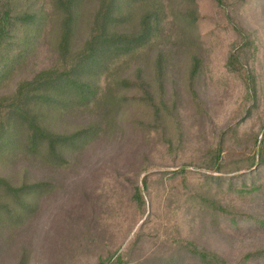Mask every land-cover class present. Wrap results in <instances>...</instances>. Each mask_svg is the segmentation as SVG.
I'll return each mask as SVG.
<instances>
[{
    "label": "rangeland",
    "instance_id": "1",
    "mask_svg": "<svg viewBox=\"0 0 264 264\" xmlns=\"http://www.w3.org/2000/svg\"><path fill=\"white\" fill-rule=\"evenodd\" d=\"M233 1L230 8L218 7L215 0H173L169 6L170 27L175 25L174 32L183 34L170 60L166 81L168 94L175 92L178 120L183 128V133L180 131L183 140L174 149L165 147L158 128H151L148 108L144 102L137 104L133 100L135 89H122L116 82L111 108L97 104L94 113L80 107L50 113L49 125L58 132L86 127L92 116L100 126L99 136L92 135L86 144L72 149L76 151H66L70 165L55 166L47 161L44 152L27 157V150L22 148L0 153L1 176L14 184L23 181L49 184L30 192L26 205L21 206V201L14 203L6 196L15 213L0 209V264H95L99 256L118 247L120 252H128L126 261L136 264H202L189 252L185 241L217 253L228 264H264V171L260 179L262 187L256 193L231 194L224 185L221 194L215 187L218 199L203 193L196 183L172 174L180 169L221 178L241 174L244 160L254 152L252 133L262 132L264 90L258 89L262 98H256L255 103L249 96L243 99L249 72L243 71L241 79L226 72L224 64L234 46H238L234 30L240 25L250 40L256 42L254 70L259 74L256 79L264 84V0L259 3L251 0L246 9ZM97 2H80L72 40L74 48L84 43ZM18 4L21 9L45 10L46 31L50 35L44 38L35 55H25L6 76L0 84V96L10 94L19 80L55 58L60 22L56 1L18 0ZM186 9L196 13V17L187 15V18ZM137 10H132L134 21L138 19ZM190 49L198 52L201 59L202 75L195 84L203 106L200 110L194 108L186 86ZM147 56L123 61L119 72L115 66L114 79L132 77L139 64H144L146 76L152 75L153 61ZM253 103L255 108H251ZM249 107L250 116L237 129L230 128L245 116ZM170 125L164 129L176 139L178 136ZM224 132L222 172L207 171L203 169L204 156L216 147L218 136ZM148 175L152 199L141 184ZM136 184L145 200V212L135 225L136 214L130 198ZM206 196L216 200L229 214L212 207ZM147 217L154 222L131 246ZM165 224L177 225L181 234L177 235L176 229ZM255 252L261 254L244 259Z\"/></svg>",
    "mask_w": 264,
    "mask_h": 264
},
{
    "label": "trees",
    "instance_id": "2",
    "mask_svg": "<svg viewBox=\"0 0 264 264\" xmlns=\"http://www.w3.org/2000/svg\"><path fill=\"white\" fill-rule=\"evenodd\" d=\"M55 1L56 9L60 13L55 58L52 62L38 67L33 70L32 74L19 80L10 94L0 96V153H4L5 150L12 151L15 147V149L22 148L27 150V157L44 152L49 163L58 167L70 165L71 161L67 156L69 153L66 154V151L78 149L79 146L86 144L92 135L100 132L98 131L100 126L92 116L93 119L88 122L86 127L68 133L58 132L49 125L50 113L53 111L61 113L68 108L79 107L84 110L90 109L89 111L94 113L97 104L111 108L115 101L113 93L117 88L116 82L122 89H135L136 94L133 96V100L137 104L144 102L148 108L149 120L152 122L151 128H158L161 131V139L165 147L174 149V146L183 140V135L180 133V131L183 133V128L178 120L179 107L175 92H172L173 95L168 94L166 81L168 80L170 60L174 56L173 52L183 34L174 32L175 25L170 27L169 6L173 0H98L85 41L78 48L73 47L72 40L78 18L77 8L81 0ZM215 2L220 8L225 6L230 8L234 1L215 0ZM257 2L262 1L258 0ZM235 4L246 9L250 7L251 0H236ZM134 9H139L136 21L132 15ZM184 15L196 17V13L188 11V9L184 11ZM47 21L48 15L43 9L34 10L31 7L21 9L18 0H0V84L5 81L4 79L12 72V69L24 60L25 55L29 57L40 50L44 38L50 35L46 31ZM37 24L40 26L37 27ZM237 27L234 31L238 35V46L235 45L228 56L224 70L234 76H240L241 79L240 74L243 71L249 72L248 82L243 81L242 93L244 96L242 98L249 96L255 103L256 98L257 100L262 98L258 89L264 90L263 82L256 79L259 76L258 72L254 70L258 47L254 40H250L240 25ZM180 31L182 32L181 29ZM31 40L32 42L29 44ZM28 44L30 49L26 48ZM15 53L18 55L15 56ZM147 54L153 61L152 75L146 76L143 70L144 64H139L134 69L132 77L114 79L115 66L119 72L123 61H132L142 55L148 57ZM190 54L191 63L186 75V86L194 108L200 110L203 109V106L195 84L202 75L200 71L201 59L199 53L192 52V49H190ZM20 58L21 60H19ZM254 103L251 108L256 107ZM251 108L249 107L245 116L230 128L237 129L250 116ZM168 124L174 128V132L178 136L176 139L166 133L164 127H167ZM231 131L234 133L233 130ZM261 131L260 134L252 133L254 152L244 160L245 166L240 169L243 171L241 174L221 178L208 174H195L185 169L174 171L172 174L182 180L186 179L191 183H196L199 189H203V193L211 194L215 198L217 197L216 189L221 194L223 192L221 186L224 185H226L224 186L226 192H231V194L256 193L262 187L260 179L264 171V126ZM224 136L225 132L221 134V137L218 136L216 147L204 156L205 166L203 169L213 173L222 172L221 153ZM238 162H242V159ZM150 177V175L145 176L141 181L147 194H149L147 184ZM48 186L49 184L43 181L34 183L23 181L14 184L7 177L0 175V209H8L7 211L14 214V208L10 207L13 204L9 205L5 199L6 196H10L14 203L21 201L20 205H26L30 192ZM132 190L130 202L136 214V225L144 217L145 200L137 184ZM151 196L149 194L150 199H152ZM206 197L207 200L211 199ZM209 201L212 207L229 214L218 205L216 200ZM152 222L154 221L149 217L143 221L139 226L138 231L140 232L136 233L131 246L142 237V231ZM165 225L170 229H176L177 235L181 234L177 225ZM185 243L189 247V252L202 264H228L217 253L207 251L193 244L192 241H185ZM119 249L120 247L104 256H99L95 264H136L126 261L128 252H120ZM66 253L70 256V252L66 251ZM259 254L261 253H249L245 255L244 259Z\"/></svg>",
    "mask_w": 264,
    "mask_h": 264
}]
</instances>
